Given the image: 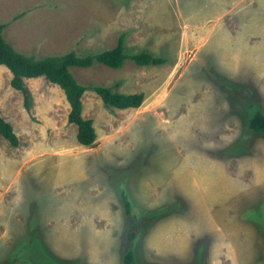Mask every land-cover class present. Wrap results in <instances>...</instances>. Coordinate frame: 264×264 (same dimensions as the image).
<instances>
[{
  "label": "rangeland",
  "instance_id": "1",
  "mask_svg": "<svg viewBox=\"0 0 264 264\" xmlns=\"http://www.w3.org/2000/svg\"><path fill=\"white\" fill-rule=\"evenodd\" d=\"M16 18V20H14ZM3 37L37 59L116 47L165 58L71 68L86 86L77 141L63 91L0 67V264H264V0H0ZM143 94L137 109L91 87ZM122 192L130 202L128 213Z\"/></svg>",
  "mask_w": 264,
  "mask_h": 264
},
{
  "label": "trees",
  "instance_id": "2",
  "mask_svg": "<svg viewBox=\"0 0 264 264\" xmlns=\"http://www.w3.org/2000/svg\"><path fill=\"white\" fill-rule=\"evenodd\" d=\"M16 20V18L14 19ZM8 24H0V67H6L11 73L10 85L13 89L21 91L24 95L25 106L29 104V92L25 86V80L43 77L52 84L57 85L64 93L67 103L70 105L68 122L76 125L77 141L86 147H91L96 141V133L91 119L82 115L83 104L81 100L88 88L80 84L71 73V68L87 69L94 64L119 69L125 61L130 59L138 65H162L165 58L154 57L147 52L128 55L125 53L124 35L118 39L116 47L98 53L78 54L74 51L61 56H47L35 58L26 56L15 50L3 37V30ZM91 89L100 97L101 101L111 107L127 110L137 109L143 102V94L125 95L112 91L111 88L97 86ZM249 129L253 133H264V113L254 111L248 122ZM0 135L11 145L17 146L19 141L13 127L0 115ZM124 205L130 212V202L125 192H122ZM139 224L134 225L128 232L127 245L129 246L123 256V264H136L133 252V242L137 238Z\"/></svg>",
  "mask_w": 264,
  "mask_h": 264
}]
</instances>
